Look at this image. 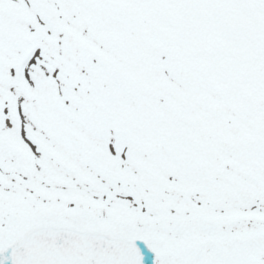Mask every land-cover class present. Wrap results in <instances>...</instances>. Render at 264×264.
<instances>
[{
  "label": "snow or ice",
  "instance_id": "obj_1",
  "mask_svg": "<svg viewBox=\"0 0 264 264\" xmlns=\"http://www.w3.org/2000/svg\"><path fill=\"white\" fill-rule=\"evenodd\" d=\"M0 264H264V0H0Z\"/></svg>",
  "mask_w": 264,
  "mask_h": 264
}]
</instances>
